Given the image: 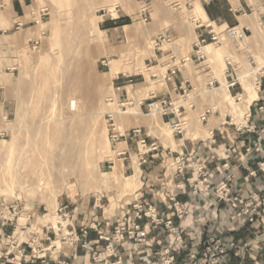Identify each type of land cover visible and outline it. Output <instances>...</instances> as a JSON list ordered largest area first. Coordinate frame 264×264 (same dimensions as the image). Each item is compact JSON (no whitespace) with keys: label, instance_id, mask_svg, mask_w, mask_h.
<instances>
[{"label":"rangeland","instance_id":"obj_1","mask_svg":"<svg viewBox=\"0 0 264 264\" xmlns=\"http://www.w3.org/2000/svg\"><path fill=\"white\" fill-rule=\"evenodd\" d=\"M24 1L26 5H33L34 20L39 22L33 29L14 24L19 14V0H0V96L6 103L5 109L2 105L0 107V130L4 133L0 137V211L19 227V234L8 239L9 246L15 241L32 243L30 228H61V223L66 222L59 211L62 204L67 205V212L71 213L84 202L102 197V204L107 210L105 217H111L117 214L119 205L134 198L137 189L124 190L125 177L132 173L128 171L124 174V162L117 156L118 151L128 150V147L125 144L115 147L116 143L110 137L107 114L114 113L116 124L122 132L133 127L153 125L156 133L153 131L152 135L161 138L166 147L169 144L174 146L175 142L171 143L173 133L168 125H164L161 115L147 116V102L142 106L144 110L140 109V103L162 84V81H154L151 75L165 72V68L152 69L158 65L155 58L150 56L152 45L157 53V49L162 52L174 49L178 56L173 65L185 64L193 75H200L204 70L212 72L210 80L217 78L223 84L220 89H217L219 85L215 87L217 90L213 92V99L219 100L227 108L232 123H245L248 111L243 115L238 113V109L249 108L247 105L255 99L251 91L256 92L255 97L258 96L256 83L264 72V0H243L250 7L244 13V19L251 21L253 33L249 32L248 37L252 35V39H247L246 49L253 58L247 59L244 51L238 52L232 41L227 40L218 47L214 45L222 54L223 61L227 57L233 58L238 70L236 78L242 79L247 75L239 80L242 87L237 86L238 89L232 91L234 103L227 102L224 97L227 89L224 73L227 68L217 73L216 58L213 56H202L206 59L204 64L202 61L196 64L190 61V55L197 51L194 49L197 43L194 10L197 5L203 7L201 0H157L160 5H155V10L151 5L152 0ZM142 5L150 7L147 21L140 16ZM116 6L120 7L119 15L129 20L124 25H130V28L119 32L107 31L110 27L122 25L120 21L116 25L101 24L103 10L112 11ZM45 8L49 14L41 20L40 11ZM251 14L253 16H249ZM253 18H256L255 21H252ZM160 38L172 41L169 45L166 41L156 47ZM30 39L38 40L35 50L25 46ZM251 41L255 49L250 47ZM119 45L121 50L127 48V57L120 63L119 72L114 77L121 75L119 73L133 75L137 79L134 82L139 84L128 88L129 101L134 100L135 103L127 106V114H122L114 77L109 74L110 60L121 58L118 54L121 50L116 51ZM170 59L163 60L160 65ZM4 60L7 65L3 64ZM7 67L11 70L6 71ZM256 69L262 71L255 75ZM249 99L250 103L246 104ZM188 109L190 111V104ZM133 112L139 113V116L132 115ZM54 124L57 133L46 130V127H54ZM205 125L200 119L193 122L190 118L187 135L191 131L199 133ZM45 130L48 134H43ZM106 141L111 144L114 159L100 156L101 147ZM130 151L132 158L128 154L125 163L127 167H135L136 171L140 169V159L135 150L130 148ZM36 154L47 165V191L37 186L36 179L29 177V165ZM120 162L123 168L119 180L108 181L104 173L111 172ZM51 191L57 199L53 208L46 199ZM60 236L55 239V235L47 234L45 229L42 244L46 247L51 241H57L60 243L56 244L64 248L66 244L60 241ZM253 240L254 236L249 242ZM32 248L26 246L27 255L33 253Z\"/></svg>","mask_w":264,"mask_h":264},{"label":"built area","instance_id":"obj_2","mask_svg":"<svg viewBox=\"0 0 264 264\" xmlns=\"http://www.w3.org/2000/svg\"><path fill=\"white\" fill-rule=\"evenodd\" d=\"M212 1L204 0L206 4H210ZM48 12L47 8L42 9L40 11V19L43 20L49 14ZM99 12H102V10ZM103 12L101 16L103 18L102 25L108 22L116 23L122 19L119 15L121 12L119 6H116L112 11L103 10ZM32 15H35V13L32 12ZM149 15L150 7L142 5L140 16L147 21ZM36 23L39 24V22ZM218 29L212 23L197 22V43L194 45V49L196 48L197 51L194 52L201 57L202 62H206V59L199 54L202 47L208 44H213L217 47L222 46L227 40L234 43V47L238 52L244 51L247 59L253 58L249 50L246 49L249 29L239 27H228L223 31H218ZM166 41L169 42L170 39L162 40L160 38L156 47L163 45ZM225 62L227 69L224 75L228 84V92L231 95V91L236 90L237 86L242 87V84L235 77L238 70L235 69L236 65L233 58L227 57ZM175 73V71L171 70V75ZM123 77L128 80L130 85L134 84L132 75L124 74ZM263 77L264 72L257 80V89H260ZM210 86L214 87V81H212ZM217 89L214 87V91ZM181 90V99L176 103H173L169 98L158 97L153 93L140 103V106H143L147 102L146 107L149 115L173 116L174 119L170 120L167 125L170 127L173 136L178 138H184L186 134L188 121L182 117V111L185 110L184 105H189V100L193 97L190 94L193 88L189 89L187 86L186 88H181ZM134 103V100L122 103L120 107L122 114H127V106H133ZM190 107H193V105L190 104ZM212 113V108L206 109L199 116L201 123H207ZM107 117L110 121L111 140L118 143L123 139L125 143H130V148L137 152V156L140 159L139 167L147 164L150 159H160L164 163L172 160V166L177 168V176L185 178L177 188L184 190L189 186L191 188L190 199L182 203L178 200L177 195H170V204L167 206V210L173 211L175 217L166 219L165 211H162L157 206H149L142 203L140 194L135 192L132 202V216L124 213L119 217L116 227H111L108 231L100 229L97 222L88 226L81 224L78 227L74 223L73 215L67 212L68 206H63L59 211L62 213L61 217L66 219V222L61 223V228L46 226L45 229L47 234H54L55 239L61 235L60 241L72 248V255L63 257L64 249L56 244L60 242L51 241L49 246L44 247L42 239L33 237L32 243H29L30 241L25 243L31 248L34 245L31 255H27L26 248L22 247L14 253L13 245H15L16 241L13 242L10 246L12 250L7 251L5 254V258L10 260V264H30L35 260L40 261L41 264H74L79 250H83L90 256L91 263L89 264H231L232 255L245 260L251 245L264 243V196L256 193L252 194L250 201L241 206L239 198L234 195L233 187L234 173L238 171V168H232L229 164H225L222 177L216 185H212L207 172L203 166L196 162L194 155L185 156L184 154H179L175 157V153L171 149H165L158 139L151 141V135L144 127H135L127 134H121L116 131L114 113L107 114ZM238 129L241 131L244 127L239 126ZM3 135L4 133L0 130V137ZM263 145L264 131L254 145L247 149L248 155H262ZM128 154L132 158L131 152L123 151L120 153L123 157H127ZM186 160L190 161L189 167L185 165ZM258 166V171L264 175V161L259 162ZM191 173L196 175L195 179L190 176ZM251 175L255 177L257 172H253ZM212 194L218 196L219 202H224L236 210L233 219L235 222L231 227H228L227 232H236L247 225L254 226L253 241L240 244L235 238L228 236L227 232H220L216 222L209 223V225H205L198 230L186 225L196 203L201 198H210ZM0 214L3 219H8L4 212H0ZM205 214L208 219L213 218L211 212H206ZM66 223L67 225L64 226ZM261 228H263V231L260 233L259 230ZM92 230L96 233V238L94 239H90V231ZM151 232L155 233V244L161 248L160 253H157V255H148L144 251L149 246ZM126 243L129 244V247L125 250L127 256L125 262L119 252ZM187 246H189L190 250L186 258L184 250ZM51 249H55L57 253L55 255L49 254ZM200 255L201 257H199Z\"/></svg>","mask_w":264,"mask_h":264},{"label":"crops","instance_id":"obj_3","mask_svg":"<svg viewBox=\"0 0 264 264\" xmlns=\"http://www.w3.org/2000/svg\"><path fill=\"white\" fill-rule=\"evenodd\" d=\"M201 1L203 2V7L208 19L217 28L224 30L228 27H242L249 29V32L253 33L250 26L251 21L244 19V13L247 12L248 8L250 9L249 4L246 1L213 0L210 4H206L204 0ZM19 2V5H17L19 14H17V19L14 21V24L22 25V27L29 26L31 29L35 28L37 23L34 20L35 15H32L33 5H26L24 0H19ZM151 5L154 6L152 8L155 10V5H160V3H158L157 0H152ZM249 16H253V14ZM125 18L126 17L122 16V19L120 20L122 23L121 26L110 27L107 31L119 32V30L129 27L130 25H124L125 22L129 21L127 19L124 20ZM255 19L256 18H253L252 21H255ZM118 22H108L107 24L116 25ZM120 37L121 36H118V38ZM249 38L252 39V35L249 36ZM171 41L172 39H170L167 44L169 45ZM38 44V40L30 39L25 46L28 45L32 50H35L38 47ZM249 45L251 48L255 49V45L252 41ZM120 47L121 45L117 46L116 51L121 50ZM177 56L178 55L174 49H166L163 52L158 50V53L156 52L155 62H157L158 65L154 67L165 68V72L161 73V75H151V77L154 78V81H162V84L157 91L151 92L150 95L153 93L158 97L169 98L173 103H176L181 99V88H186L188 86L189 89L193 88L190 93L193 97L189 100V104L193 105V107H190L189 111L188 104H185V110L182 111V116H185L184 118L186 120L188 118L190 120L191 118V120L195 122L206 109L212 108L213 113L210 115L204 129H201L199 133L191 131L190 134L187 135L186 131L184 138L173 136L175 141L174 146L169 144V146L166 147L161 138L152 135L154 131L153 125L148 124L142 125L141 127H144L151 135V141L158 139L165 149H171L175 153V157L179 154H184L185 156L194 155L196 162L204 167L212 185H216L222 177L223 166L225 164H229L232 168H238V171L234 173L233 187L234 195L239 198L241 206L250 201L252 194L256 193L264 196V175L258 171L259 162L264 161V145L262 155H248L247 153V149L254 145L260 134L264 131V77L261 79L260 89H257V98H255L250 104L249 112L244 120L245 123L238 125L232 123V121L230 122V118L232 119V116L227 112V108H225L219 100L213 99L214 87L219 85L220 87L218 89L222 88V82L217 78L215 80H210V73L212 72H208L207 70L202 71L200 75H193L190 73L185 64L182 66L173 65V62L176 61L174 59ZM170 57L171 59L169 61L160 65V61ZM201 60V57L196 55L195 52L190 55V61L193 64H196ZM3 64L7 65L8 63L4 60ZM5 70L9 71L11 69L7 67ZM171 70L176 73L171 75ZM119 74L121 75L114 77L113 80L118 91L117 95L119 99V107H121L122 103L130 100L128 88L139 84L134 82L133 85H129L128 80L123 77L124 73ZM134 80L137 81V79ZM212 81H214V87L210 86ZM1 105L4 109L6 108V103L0 96V107ZM140 109L141 111L144 110L142 106H140ZM136 115L139 116V113ZM147 116L150 115L147 114ZM161 119L164 125H167L170 120H173L174 118L173 116H169L162 117ZM115 126L116 131L121 134H127L131 129L135 128L126 129L122 132L118 128L116 121ZM239 126H243L244 129L239 131ZM121 144H125L128 147V150L124 149L118 151L117 156L121 157L120 161L124 162V174H127L128 171H130V173H132L130 176H132L135 174V167H127L125 163L127 157L120 155L123 151L131 152L130 143H125L123 139H121L115 144V147L117 148L118 145ZM171 162L172 160H168L164 163L160 159H150L147 164L142 165L140 167V181L142 185L136 191L140 194L142 203L149 206H157L162 211H165L166 219L175 217L173 211L167 210V206L170 204V195H177L178 200L185 203L190 199L191 194V188L189 186H187L184 190H179L177 188V186L181 184L185 178L177 176V168L176 166H172ZM185 165L189 167L190 161L186 160ZM253 172H257V176H252L251 173ZM190 176L194 179L196 178L194 173H191ZM133 199L126 204L121 206L119 205L117 214L115 213L111 217H105L107 210L102 204V197H95L93 201L89 200L88 202H84L82 205L77 206L76 209L71 210L70 214L73 215L74 223L78 227L81 224L88 226L97 222L99 223L100 229L108 231L109 228L116 227L119 217L124 213L132 216ZM63 206L67 205L62 204L61 207ZM235 211L236 210L230 205L224 202H219V198L216 194H212L210 198H201L196 203L186 225L190 228L198 230L205 225H209V223L216 222L217 228L220 232H227L228 227H231V225L235 222L233 220ZM206 212H211L214 219H208L205 214ZM36 215L33 217L35 218ZM41 228V230H32L30 228L29 238L32 239L31 237L33 236L43 240V234L45 233L46 226ZM21 229L24 230L27 229V227H21ZM254 230V226L247 225L236 232H227V235L235 238L240 244H243L251 240V237L254 236ZM18 231V226L12 223L9 219H3V216L0 214V264H10V260L5 258L6 252L12 250L9 246L10 243L8 239L10 240L11 238L16 237L17 234H19ZM262 231L263 228L259 230L260 233ZM154 237L155 233L151 232L149 246L144 249L145 254L157 255V253H160L161 248L155 244ZM94 238H96V233L92 230L90 231V239ZM25 243L28 242L21 241L19 243H15V245H13V249L15 250L14 253H16L17 249H20L21 247L26 248L28 245H25ZM128 247V243L124 244L119 252V255L123 258V260H125V262L127 259L125 250ZM63 249L64 258L72 255V248L70 246L66 245ZM189 250V246H187L184 250V256L186 258ZM56 253L57 251L55 249H51L49 254L55 255ZM199 257H201V255ZM89 263H91L90 256L83 250H79L74 264ZM30 264H41V262L35 260ZM231 264H264V243L251 245L245 260H242L241 257H237L236 255H232Z\"/></svg>","mask_w":264,"mask_h":264},{"label":"bare ground","instance_id":"obj_4","mask_svg":"<svg viewBox=\"0 0 264 264\" xmlns=\"http://www.w3.org/2000/svg\"><path fill=\"white\" fill-rule=\"evenodd\" d=\"M194 21L195 22H198V21H200V22H206L205 24H209V23H211L210 22V20L208 19V17H207V15H206V13H205V10H204V8L202 7V6H200V5H197L196 7H195V10H194ZM130 28V26L129 27H126L125 29H129ZM128 40H129V38H128ZM130 40H132V38L130 37ZM96 41V40H95ZM147 47V46H146ZM150 47V46H149ZM150 50H151V52H150V56L151 57H153V58H156V52H155V49H154V45H152L151 47H150ZM126 51H127V48H122V50L121 51H119V53L118 54H120V59H112V60H110V69H109V74H110V76L111 77H114L115 75H117L118 74V72H119V69H120V63H122V62H124V58H126L127 57V54H126ZM145 51V50H144ZM146 52V51H145ZM108 54V53H107ZM130 54V53H129ZM199 54H201V56H204V57H209V56H213V57H215L216 58V67H217V69H216V71H217V73H219V72H224V70L227 68V66H226V63H225V61H223V59H222V54L218 51V50H216L215 48H214V45L213 44H208V45H206V46H204V47H202V49H201V51H199ZM41 63L42 64H44V62H43V58L41 57ZM163 61V60H162ZM162 61H160V62H162ZM40 63V62H39ZM43 66V65H42ZM42 66H39V67H42ZM127 66H128V64H127ZM129 67V66H128ZM161 68V67H160ZM129 69V68H128ZM152 69H158V67H154V68H152ZM161 69H163L164 70V68H161ZM150 70V69H149ZM260 70L261 69H256V71H255V75H257L259 72H260ZM158 71V70H157ZM156 71V72H157ZM162 71V70H161ZM154 72H155V70H154ZM153 72V73H154ZM160 72V71H159ZM148 73V72H147ZM149 74V73H148ZM147 74V75H148ZM151 74H152V72H151ZM149 76V75H148ZM247 77V75L246 76H242V79H244V78H246ZM242 79H239V80H242ZM153 82V81H152ZM151 82V83H152ZM225 84V83H224ZM153 85V84H152ZM154 86V85H153ZM225 87L227 88L228 87V84H226L225 85ZM149 88V87H148ZM150 89V88H149ZM151 89H152V87H151ZM150 89V90H151ZM155 89V88H154ZM153 90V89H152ZM227 91H228V88L226 89V93H225V100L227 101V102H230V103H234V97L233 96H231L230 95V93L228 94L227 93ZM224 94V93H223ZM223 94H222V96H223ZM255 94H256V92L254 93L253 91H251V96L252 97H254V98H257V96L255 97ZM252 99V98H251ZM248 102L250 103V99L249 100H247L246 101V104H248ZM251 104V103H250ZM250 104L249 105H247V107H250ZM235 106V105H234ZM239 110V114H245V111H248L249 112V108L247 109H244V108H239L238 109ZM247 113V112H246ZM137 113H135V112H133L132 113V115H136ZM154 116H156V115H154ZM119 117V116H118ZM162 118V117H161ZM119 120L121 119V118H118ZM123 121V120H122ZM47 122V121H46ZM54 122V121H53ZM56 122V121H55ZM52 123V122H51ZM50 125V124H49ZM48 125V126H49ZM53 124H51V126H52ZM55 125V124H54ZM49 127L48 129H47V127H46V130L47 131H54L55 129H57V126L55 125L54 127H56V128H54V127ZM59 126V125H58ZM45 130V131H46ZM47 131L46 132H44L43 134H45V133H47ZM55 132V131H54ZM55 133H57V132H55ZM48 134V133H47ZM46 134V135H47ZM54 134V133H53ZM101 134V133H100ZM45 135V136H46ZM50 135V134H49ZM209 135V134H208ZM207 135V136H208ZM50 138V137H49ZM100 138V137H99ZM98 138V139H99ZM105 138V137H104ZM47 139V138H46ZM101 139V138H100ZM170 139V138H169ZM174 139V138H173ZM172 139V141H171V143H174L175 141ZM40 140H42V139H40ZM39 140V141H40ZM43 141V140H42ZM45 141V140H44ZM100 141V140H99ZM49 142V141H48ZM47 142V143H48ZM50 142H51V140H50ZM93 142V141H92ZM41 144V143H40ZM43 144H45V142L43 143ZM122 145V144H121ZM40 146V145H39ZM42 146V145H41ZM101 153V157L102 158H109V159H114V151L111 149V144H110V142L109 141H106V143H105V145H102V147H101V151H100ZM41 153V152H40ZM37 155V154H36ZM36 155H35V158L33 159V161H32V164H31V162H30V164L31 165H29V177H31V178H33V179H36L37 180V186H39V188H41L42 190L43 189H46V187H47V184H48V179H46V173H47V165L41 160V158L37 155V157H36ZM47 160H49V157H47ZM51 160V159H50ZM116 161V160H115ZM45 162H46V160H45ZM47 162H49V161H47ZM118 162H119V160H118ZM28 168V167H27ZM122 168H123V165H122V162H120V163H116V165H115V167L113 168V170L111 171V172H107V173H104L105 174V178L108 180V181H118L119 180V177H120V174L122 173L121 171H122ZM121 172V173H120ZM26 173V172H25ZM27 173H28V171H27ZM27 175V174H26ZM140 175H141V170L139 169V168H137V170L135 171V174L134 175H132V176H128V177H125V183H124V190L125 191H130V190H132V189H139L140 187H141V185H142V183H141V181H140ZM48 178V177H47ZM28 179V178H27ZM32 179V180H33ZM33 183H34V181H33ZM116 183V182H115ZM120 183H121V181H120ZM119 183V184H120ZM120 186V185H119ZM49 189V188H48ZM122 189V188H121ZM50 190H51V188H50ZM123 190V189H122ZM41 191V190H40ZM46 191H47V189H46ZM134 191V190H133ZM33 192H35V190L33 191ZM43 192V191H42ZM128 193V192H127ZM132 193V192H131ZM32 194H35V193H32ZM31 194V196H33ZM46 195V194H45ZM35 196V195H34ZM46 199L48 200V205L51 207V208H53L56 204H55V202H56V195L54 194V192H48V194H47V196H46ZM56 207V206H55Z\"/></svg>","mask_w":264,"mask_h":264}]
</instances>
